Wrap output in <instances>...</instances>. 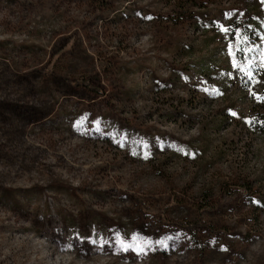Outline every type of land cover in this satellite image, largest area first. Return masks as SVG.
Listing matches in <instances>:
<instances>
[{
	"label": "rangeland",
	"instance_id": "374dc122",
	"mask_svg": "<svg viewBox=\"0 0 264 264\" xmlns=\"http://www.w3.org/2000/svg\"><path fill=\"white\" fill-rule=\"evenodd\" d=\"M242 15L264 0H0V264H264Z\"/></svg>",
	"mask_w": 264,
	"mask_h": 264
},
{
	"label": "trees",
	"instance_id": "16d2710c",
	"mask_svg": "<svg viewBox=\"0 0 264 264\" xmlns=\"http://www.w3.org/2000/svg\"><path fill=\"white\" fill-rule=\"evenodd\" d=\"M225 30L229 79L237 76L234 86L250 103L243 125L254 134L264 135V17L242 15L230 21ZM229 79L226 77V81L230 82ZM217 95L215 91L213 96Z\"/></svg>",
	"mask_w": 264,
	"mask_h": 264
}]
</instances>
